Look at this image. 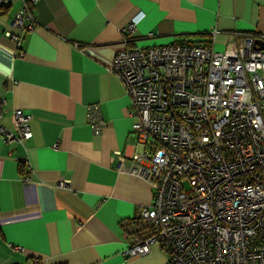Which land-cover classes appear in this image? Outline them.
<instances>
[{"label":"crops","instance_id":"obj_1","mask_svg":"<svg viewBox=\"0 0 264 264\" xmlns=\"http://www.w3.org/2000/svg\"><path fill=\"white\" fill-rule=\"evenodd\" d=\"M22 5L0 0L2 124L15 131L21 109L33 132L24 142L0 137V264H167L158 245L125 255L124 224L153 189L119 168V152L130 160L139 151L130 97L111 71L122 29L138 20L137 47L224 51L236 34L264 35V0H36V26L18 48L6 33H18Z\"/></svg>","mask_w":264,"mask_h":264},{"label":"built area","instance_id":"obj_2","mask_svg":"<svg viewBox=\"0 0 264 264\" xmlns=\"http://www.w3.org/2000/svg\"><path fill=\"white\" fill-rule=\"evenodd\" d=\"M19 1L18 33H6L18 48L36 26V0ZM137 24L122 29L125 46L111 66L130 97L139 148L130 160L119 152V168L127 163L147 180L153 200L125 222V255L158 245L167 264H264V35L236 34L224 51L141 48L130 44ZM4 105L0 98L2 140H30L31 117L14 110L10 131Z\"/></svg>","mask_w":264,"mask_h":264},{"label":"water","instance_id":"obj_3","mask_svg":"<svg viewBox=\"0 0 264 264\" xmlns=\"http://www.w3.org/2000/svg\"><path fill=\"white\" fill-rule=\"evenodd\" d=\"M261 47H264V42H259Z\"/></svg>","mask_w":264,"mask_h":264},{"label":"rangeland","instance_id":"obj_4","mask_svg":"<svg viewBox=\"0 0 264 264\" xmlns=\"http://www.w3.org/2000/svg\"><path fill=\"white\" fill-rule=\"evenodd\" d=\"M142 48V47H141Z\"/></svg>","mask_w":264,"mask_h":264}]
</instances>
